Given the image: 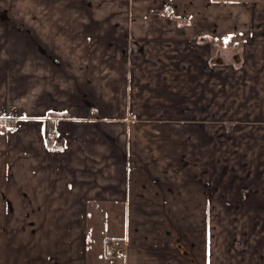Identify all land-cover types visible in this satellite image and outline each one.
Segmentation results:
<instances>
[{"label": "crops", "instance_id": "obj_1", "mask_svg": "<svg viewBox=\"0 0 264 264\" xmlns=\"http://www.w3.org/2000/svg\"><path fill=\"white\" fill-rule=\"evenodd\" d=\"M10 3L0 264H264V7Z\"/></svg>", "mask_w": 264, "mask_h": 264}, {"label": "built area", "instance_id": "obj_2", "mask_svg": "<svg viewBox=\"0 0 264 264\" xmlns=\"http://www.w3.org/2000/svg\"><path fill=\"white\" fill-rule=\"evenodd\" d=\"M92 109H95V111H96V108H94V106L91 105L89 107V112L90 113H93ZM47 134H48V136H51L52 135V132L49 131ZM107 247L109 248L108 249V254L110 256H114L116 254H123L124 253V250L122 249V243H121V241H112V242H110L108 244Z\"/></svg>", "mask_w": 264, "mask_h": 264}, {"label": "rangeland", "instance_id": "obj_3", "mask_svg": "<svg viewBox=\"0 0 264 264\" xmlns=\"http://www.w3.org/2000/svg\"><path fill=\"white\" fill-rule=\"evenodd\" d=\"M226 1H228V0H226ZM244 1L248 2V3H252V4L254 3L256 5L255 7L258 10V12L260 11V7H264V0H244ZM24 2H26V1H24ZM0 6H3L4 8H8L9 11H11V8H12V4L10 3V0H0ZM262 9L264 11V8H262ZM260 13H262L263 14L262 16H264V13L262 11ZM232 45L233 44H231V46ZM236 49H239V47L237 46ZM236 49H234V52H237ZM237 65H239V64H237Z\"/></svg>", "mask_w": 264, "mask_h": 264}, {"label": "water", "instance_id": "obj_4", "mask_svg": "<svg viewBox=\"0 0 264 264\" xmlns=\"http://www.w3.org/2000/svg\"><path fill=\"white\" fill-rule=\"evenodd\" d=\"M203 41H204V39L200 40V42H203ZM234 61L236 64H240V62H241L240 54H236V56L234 57ZM216 64L222 65V64H224V60L222 58H219L216 60Z\"/></svg>", "mask_w": 264, "mask_h": 264}, {"label": "trees", "instance_id": "obj_5", "mask_svg": "<svg viewBox=\"0 0 264 264\" xmlns=\"http://www.w3.org/2000/svg\"><path fill=\"white\" fill-rule=\"evenodd\" d=\"M174 19H178V20H180L179 22L181 23V20H183L182 18H176V17H174ZM92 111L94 112L95 111V109H92ZM10 123H12V121L11 120H1L0 121V126L1 125H3V126H8Z\"/></svg>", "mask_w": 264, "mask_h": 264}, {"label": "bare ground", "instance_id": "obj_6", "mask_svg": "<svg viewBox=\"0 0 264 264\" xmlns=\"http://www.w3.org/2000/svg\"><path fill=\"white\" fill-rule=\"evenodd\" d=\"M48 135V134H47ZM52 136V135H51ZM51 136H48V137H51Z\"/></svg>", "mask_w": 264, "mask_h": 264}]
</instances>
